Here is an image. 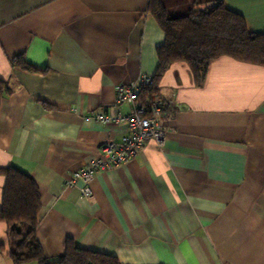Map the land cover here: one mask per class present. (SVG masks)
Listing matches in <instances>:
<instances>
[{"label": "crops", "instance_id": "1", "mask_svg": "<svg viewBox=\"0 0 264 264\" xmlns=\"http://www.w3.org/2000/svg\"><path fill=\"white\" fill-rule=\"evenodd\" d=\"M217 1L264 32V0H163L171 16ZM150 0H0V168L40 191L37 237L57 260L73 240L121 264H264V66L213 59L197 85L185 61L159 80L162 143L95 172L79 171L126 125L96 115L130 112L116 86L154 76L165 33ZM6 176L0 173V208ZM0 264L10 257L0 221ZM37 264V263H30Z\"/></svg>", "mask_w": 264, "mask_h": 264}, {"label": "trees", "instance_id": "2", "mask_svg": "<svg viewBox=\"0 0 264 264\" xmlns=\"http://www.w3.org/2000/svg\"><path fill=\"white\" fill-rule=\"evenodd\" d=\"M149 10L163 29L165 41L158 47L154 84L143 89V99L160 94V77L177 61L188 63L197 85L203 83L211 61L222 55L264 66V32L250 31L244 17L223 1L182 16H171L163 0H150ZM10 92L8 83L0 79V99ZM0 173L6 176L0 221L8 227L14 264H121L115 255L81 248L73 240L67 241L62 256L50 259L37 237L40 191L35 180L14 166L0 168Z\"/></svg>", "mask_w": 264, "mask_h": 264}, {"label": "built area", "instance_id": "3", "mask_svg": "<svg viewBox=\"0 0 264 264\" xmlns=\"http://www.w3.org/2000/svg\"><path fill=\"white\" fill-rule=\"evenodd\" d=\"M154 84V77L143 75L137 82H123L116 86V100L118 104L132 105L130 112L117 113L109 116L97 114L102 123L114 121L126 125V132L119 140H108L100 147V155L85 168L73 173L68 185H76L79 180L84 182L81 187L83 196L91 198L93 193L90 180L95 172L106 171L110 168L126 163L133 159L145 146L147 141L155 140L162 143L165 137L163 118L166 103L160 96L149 100L141 97L145 87Z\"/></svg>", "mask_w": 264, "mask_h": 264}]
</instances>
